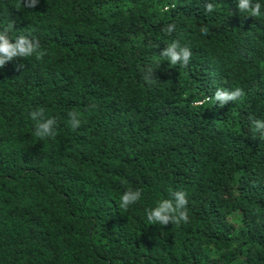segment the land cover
Listing matches in <instances>:
<instances>
[{
    "label": "trees",
    "instance_id": "16d2710c",
    "mask_svg": "<svg viewBox=\"0 0 264 264\" xmlns=\"http://www.w3.org/2000/svg\"><path fill=\"white\" fill-rule=\"evenodd\" d=\"M235 2L0 0V30L41 54L0 67V264H264V136L249 119H264V15ZM174 40L187 65L160 59ZM38 109L55 136L35 135ZM128 189L142 197L120 209ZM175 190L189 221L149 225Z\"/></svg>",
    "mask_w": 264,
    "mask_h": 264
},
{
    "label": "clouds",
    "instance_id": "9594fccd",
    "mask_svg": "<svg viewBox=\"0 0 264 264\" xmlns=\"http://www.w3.org/2000/svg\"><path fill=\"white\" fill-rule=\"evenodd\" d=\"M24 6L34 9L40 0H23ZM236 7L241 14L247 13L246 16L259 18L264 15V0H236ZM208 12L213 11V5L209 3L206 6ZM9 27H13L10 25ZM163 31L171 34L175 31V24L169 23ZM9 29L0 30V67L14 59L28 58L37 55L40 58L39 42L30 34L10 36ZM192 49L186 45H182L179 40H174L160 52L159 57L162 61L175 66L178 64L187 65L192 57ZM153 69L145 76V80L149 81L153 78ZM244 95L241 88L235 89L218 88L214 92L213 103L223 107L231 102H236ZM43 109H38L30 113L31 119L37 121L35 127V135L43 138L53 137L56 134L57 121L54 118L41 119L43 117ZM70 115V126L77 129L81 125V118L78 113L72 112ZM251 126L255 133L264 136V119L249 118ZM142 197L139 189H128L124 191L119 198V208L127 210L135 205ZM188 196L184 190H175L169 193L167 198L160 200L154 207L146 212V218L149 225H167L169 222L173 224L187 223L188 215Z\"/></svg>",
    "mask_w": 264,
    "mask_h": 264
}]
</instances>
